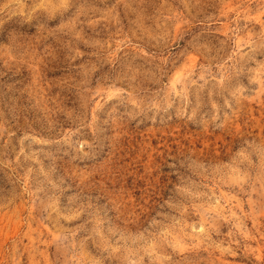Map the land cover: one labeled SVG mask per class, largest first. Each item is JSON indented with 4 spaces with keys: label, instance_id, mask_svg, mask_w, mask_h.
Returning a JSON list of instances; mask_svg holds the SVG:
<instances>
[{
    "label": "rangeland",
    "instance_id": "374dc122",
    "mask_svg": "<svg viewBox=\"0 0 264 264\" xmlns=\"http://www.w3.org/2000/svg\"><path fill=\"white\" fill-rule=\"evenodd\" d=\"M0 264H264V0H0Z\"/></svg>",
    "mask_w": 264,
    "mask_h": 264
}]
</instances>
